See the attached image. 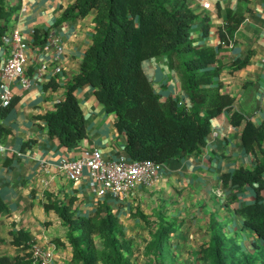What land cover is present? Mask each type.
Returning <instances> with one entry per match:
<instances>
[{
  "label": "crops",
  "instance_id": "1",
  "mask_svg": "<svg viewBox=\"0 0 264 264\" xmlns=\"http://www.w3.org/2000/svg\"><path fill=\"white\" fill-rule=\"evenodd\" d=\"M75 1L3 0L6 10L9 7H17V10L10 19L0 17V27L8 26L5 35L18 28L29 42L28 72L33 85L23 89L17 80H9L15 93L14 100L8 108L2 107L0 102V115L7 110L2 123L9 130L8 135L0 137V195L8 205V210L0 216V255L14 257L24 253L21 247L12 243L13 236L20 229L27 231L34 244L39 245L47 244L49 238L53 240L58 236L55 229L62 220L55 210H46V203L58 201L69 204L73 200V209L84 216L94 213L97 208L98 202L85 183L75 184L62 173L46 175L38 159L57 162L63 156L78 157L88 147L101 151L107 158L128 155L127 136L116 126L117 114L106 110L91 85L76 91L85 117L87 137L79 145L67 147L49 134L45 116L55 111L57 103L65 98L67 84L81 73L84 57L93 43L95 10L85 17L56 25L64 10ZM188 3L198 15L191 29L194 45L218 50L221 43L219 31L225 27L227 11L235 10L240 0H188ZM205 3H210V9L205 8ZM242 5L246 9V18L236 32L235 43L226 46L221 55L224 67L215 81L222 84L224 92L235 98L234 111L260 125L264 121V0L244 1ZM37 28L49 30L46 43H35ZM53 38L60 39L64 46V70L58 76L40 77L36 69L42 62L51 61L55 54L54 44L51 49H46ZM10 53V46L2 39L0 74ZM237 59H249V62L235 69L233 63ZM143 68L163 99L170 96L182 98L180 79L165 57L148 59L144 61ZM231 115L225 111L213 120V129L218 135L210 134L199 153H186L181 158L161 164V178L152 185L154 189L146 191L148 187L139 186L125 200L108 202L119 217L123 230L133 237L147 238V224L133 215L137 210L134 207L139 204L143 207L142 203L148 198L153 203L162 202L158 201L159 198H173L169 217L162 221L174 223L170 244L174 250L180 249L177 255L181 253L182 259H189L198 244H210L213 224L214 228L223 227L225 236L235 237L247 253H253L251 247L255 244L264 247V240L257 241V234L245 229L243 219L236 213L237 208L254 199V187H226L223 184L225 173H233L241 167L253 169L257 165L255 155L248 153L243 145L244 123L234 126ZM18 151L25 155L19 157ZM165 210L168 209L165 207ZM157 212L160 222L162 208L159 205ZM142 213L148 214L144 210ZM49 221L53 226L46 230V222ZM66 251L71 258L69 243ZM263 255V252L259 254L260 257Z\"/></svg>",
  "mask_w": 264,
  "mask_h": 264
},
{
  "label": "trees",
  "instance_id": "2",
  "mask_svg": "<svg viewBox=\"0 0 264 264\" xmlns=\"http://www.w3.org/2000/svg\"><path fill=\"white\" fill-rule=\"evenodd\" d=\"M0 1V17L10 19L17 7L6 10L3 0ZM244 1L249 0H240L235 10L227 11L217 50L194 45L191 29L198 15L188 0H76L64 10L56 25L85 17L95 10L93 43L84 57L81 73L67 84L65 98L45 118L51 137L67 147L79 145L87 137V130L76 91L91 85L106 110L117 114L116 126L127 136L128 155L133 160H151L161 165L186 153H199L213 130V120L225 111L232 113L234 126L244 123L243 145L248 153L255 155L257 165L253 169L241 167L225 173L223 184L254 187V199L237 208L236 213L243 219V227L255 232L259 241L264 240V121L256 125L234 111L235 98L215 81L224 67L221 55L226 46L235 43L236 32L246 18ZM7 29V25L0 27V42ZM48 33L49 30L37 28L35 43H46ZM161 57L166 58L178 75L182 98L163 99L146 74L144 61ZM248 62L249 59H237L233 66L239 69ZM6 113L7 110L0 115V137L9 134L2 123ZM45 208L55 210L66 228L72 249L70 264H133L126 255L130 245L121 239L123 226L107 201L99 202L89 216L77 214L73 200L69 204L52 201ZM6 210L8 205L0 195V216ZM135 216L150 224L146 214ZM158 223L163 226L162 219ZM173 228L174 223L160 229L157 249L167 246ZM212 229V240L203 248L204 262L264 264V255L245 252L235 237L225 236L223 227L214 228L213 224ZM12 243L24 253L14 257L0 255V264H32L33 244L29 233L20 229Z\"/></svg>",
  "mask_w": 264,
  "mask_h": 264
},
{
  "label": "built area",
  "instance_id": "3",
  "mask_svg": "<svg viewBox=\"0 0 264 264\" xmlns=\"http://www.w3.org/2000/svg\"><path fill=\"white\" fill-rule=\"evenodd\" d=\"M210 7V3H205L206 9ZM3 41L10 46L11 53L1 69L0 102L2 107L8 108L15 97L8 81L17 80L23 89H29L33 85V79L28 72L30 44L22 32L13 28L3 36ZM52 44L55 51L52 60L42 62L36 69L40 77L63 73L64 46L60 39L53 38L46 49H51ZM232 45L233 43L230 44ZM211 135L217 136V130L213 129ZM1 149L4 150L5 147ZM16 154L19 157L25 155L21 151ZM38 161L46 175L62 173L75 184L85 183L98 203L125 200L134 188L150 187L161 178L160 165L151 160H133L125 154L107 158L101 151L89 147L84 148L78 157L63 156L57 162L45 158ZM31 252L32 264H53L58 247L52 242L33 244Z\"/></svg>",
  "mask_w": 264,
  "mask_h": 264
},
{
  "label": "rangeland",
  "instance_id": "4",
  "mask_svg": "<svg viewBox=\"0 0 264 264\" xmlns=\"http://www.w3.org/2000/svg\"><path fill=\"white\" fill-rule=\"evenodd\" d=\"M154 189V186H150L146 191ZM156 193V192H155ZM162 197V196H161ZM157 200V198H156ZM162 201L160 203H153V200L150 198L147 199L146 202L142 203L143 207H141V204L139 206H135L134 208L137 209L133 215H137L141 213L143 210L147 212L148 217H156V219H150V224H147V228L145 229L147 231V238H144L143 236L140 235H135L134 237L131 236L127 232V230H123V234L121 235V239L123 241H126L130 245V250L126 253V255L129 256V258L132 260L133 264H210L209 262H204L202 260V257L204 255L203 248L205 245H200L197 247L196 251L192 254V256L189 259H182V254L177 255V253L181 252L180 249H173V246H170V240L167 243L166 247H161L160 249L156 248V243H157V237L160 232V229L163 226H166V224L171 225L172 222H166L164 219V222L162 221L161 226L158 223V212H157V207L158 205L162 208V220L163 218H168L169 217V212L173 206V198H159L158 201ZM158 204V205H157ZM155 207V209H153ZM165 207L168 210H165ZM143 208V210H142ZM165 216V217H164ZM53 226V222L49 221L46 222V230H49L50 227ZM139 233V232H138ZM55 234L58 236H54L53 240L49 238L50 242L55 243L54 239L58 240V244L55 243L58 247V253L57 257L55 259L54 264H70L71 263V258L69 251L65 252L66 245L68 244L67 242V237H66V228L63 224L58 225L55 229ZM145 234V233H144ZM62 238H65L63 241ZM97 244L100 246V238H96ZM49 243V242H48ZM47 243V244H48ZM32 244L34 242L32 241ZM70 246V245H69ZM71 248V246H70ZM253 249V253L256 256H259L264 250V247L258 244H255ZM179 250V251H178ZM72 253V251H71Z\"/></svg>",
  "mask_w": 264,
  "mask_h": 264
}]
</instances>
